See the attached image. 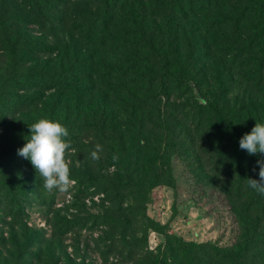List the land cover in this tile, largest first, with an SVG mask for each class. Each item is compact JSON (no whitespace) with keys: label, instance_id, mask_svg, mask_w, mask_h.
Wrapping results in <instances>:
<instances>
[{"label":"rangeland","instance_id":"1","mask_svg":"<svg viewBox=\"0 0 264 264\" xmlns=\"http://www.w3.org/2000/svg\"><path fill=\"white\" fill-rule=\"evenodd\" d=\"M110 4L121 13L109 9L103 18ZM249 4L32 0L0 10V188L12 184L29 196L18 221L0 209V264H147L164 234L223 252L241 249L252 264H264V196L245 182L236 201L222 186L240 167L224 142L230 114L264 108L249 19L237 27L238 14L225 10L247 17ZM223 17L228 24L214 28ZM166 19L174 25L171 51L149 49ZM12 49L23 51L14 56ZM117 59L127 60L133 75L151 74L165 59L174 81L160 99L132 86L125 97L124 80L110 70ZM220 115L228 116L226 125ZM40 119L68 129L75 183L67 191L45 190L18 158ZM134 140L137 166L123 174ZM97 144L98 162L90 159ZM257 160L264 155L244 164L246 179H259ZM244 201H258V211H244ZM146 219L161 227L146 229Z\"/></svg>","mask_w":264,"mask_h":264},{"label":"trees","instance_id":"2","mask_svg":"<svg viewBox=\"0 0 264 264\" xmlns=\"http://www.w3.org/2000/svg\"><path fill=\"white\" fill-rule=\"evenodd\" d=\"M30 1L32 0H0V10L4 12V9L10 7L12 4V6L17 9L19 6L23 7L29 5ZM226 5H229V1L226 2ZM109 6L113 5H107L103 9V18L106 16L108 10L111 9ZM63 8L66 10L65 7ZM58 10V13L63 17L66 11H62V9ZM225 10H230L238 14V17H236L237 27L242 25L245 20L249 19L247 35L249 49L253 52L252 55L257 59V65L253 71V74L255 75V81L258 84H256L255 91L263 93L264 0H250L248 8L249 16L247 17L244 16L246 11L241 9L236 10L232 6H230L228 9L226 7ZM112 12L118 14L121 13L120 9H116V7H113L110 10V13ZM227 24L228 19L223 17L221 19H217L214 22L213 27H222L226 26ZM173 26V22L170 19H166L163 25V32L162 35H160L159 40L153 43L150 42V47L148 48L153 50V45H155L156 47L163 48L165 52L169 53L172 49V44H174V41L171 37ZM146 45H149V43H146ZM121 49L122 48L120 46L113 47L116 56L121 54ZM22 51L23 50H20L17 53L12 49L14 56H16V54H22ZM127 63V60L117 59L116 64L110 68L111 72H116L118 77L124 80V87L121 94L125 97L131 96L129 91L133 89H129V87L132 86V88L135 89H137V87L142 88L143 92L149 93L152 95V97H157L160 99L164 90H166L174 81L173 77L168 71V63L165 61V59L162 60L158 69H155V71L151 74L144 75L131 74L130 71H128L129 69ZM18 101L21 105L23 104V101ZM248 108L249 109L245 110L239 109L238 111L230 114L228 132L232 137H226L224 141L226 148H228L231 152L233 162L240 164L238 169L233 167V169L228 172V177L226 179L224 178L222 181V186L225 191L236 201H238L245 192L246 172L243 168L244 164L250 162L253 158V156L248 155L246 151L240 149L239 141L244 134L251 132L256 123L264 124V108H262L261 105H257V107L252 105ZM220 116V121L223 123V125H226L228 116ZM132 142L134 143L133 148L124 157L126 162L123 165V174H127V172L132 169V166H137V141L134 140ZM18 158L22 164L26 166L30 165V167L33 168L29 160L20 156H18ZM162 173L166 178H169L170 173L167 169H163ZM131 176H134V173H131ZM26 193V190L24 191L19 187L14 188L12 184L8 183L7 185H4L0 188V209H3L7 212V215H9L11 221H18L23 215L22 204H25L29 199V196H27ZM259 204L260 203H258V201H244L242 202L241 207L244 211L251 210L252 208L251 211L255 213L259 209ZM0 212L2 211L0 210ZM0 214L4 215L3 212ZM145 223L146 229L152 228L157 231L158 228L161 227L159 224L154 223L150 219H146ZM163 236L165 238V242L157 245V247L150 253L147 264H252L253 261V257L247 256L241 249L235 253L232 251L223 252L212 244L186 243L181 239L175 238L168 234H164Z\"/></svg>","mask_w":264,"mask_h":264},{"label":"clouds","instance_id":"3","mask_svg":"<svg viewBox=\"0 0 264 264\" xmlns=\"http://www.w3.org/2000/svg\"><path fill=\"white\" fill-rule=\"evenodd\" d=\"M29 131L30 138L17 150L18 156L31 162L37 174L42 177L45 190L67 191L75 183L71 176V161L68 159L75 149L66 140L69 136L68 129L59 122L40 119L29 126ZM239 147L250 156L264 155V124L256 123L250 133L244 134L239 141ZM100 152L102 147L97 144L90 153V159L98 162ZM118 159V156H113V161ZM257 165L259 179L249 178L246 182L257 194L264 196V160H257Z\"/></svg>","mask_w":264,"mask_h":264}]
</instances>
